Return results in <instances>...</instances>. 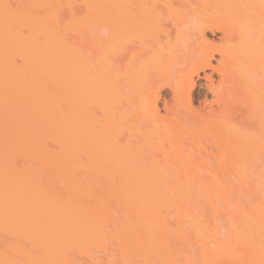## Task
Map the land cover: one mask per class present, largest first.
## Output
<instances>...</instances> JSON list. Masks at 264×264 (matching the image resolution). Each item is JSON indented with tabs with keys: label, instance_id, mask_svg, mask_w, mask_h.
<instances>
[{
	"label": "bare ground",
	"instance_id": "bare-ground-1",
	"mask_svg": "<svg viewBox=\"0 0 264 264\" xmlns=\"http://www.w3.org/2000/svg\"><path fill=\"white\" fill-rule=\"evenodd\" d=\"M0 264H264V0H0Z\"/></svg>",
	"mask_w": 264,
	"mask_h": 264
},
{
	"label": "rangeland",
	"instance_id": "rangeland-1",
	"mask_svg": "<svg viewBox=\"0 0 264 264\" xmlns=\"http://www.w3.org/2000/svg\"><path fill=\"white\" fill-rule=\"evenodd\" d=\"M220 35H219V33H214L212 36L209 34V33H207V38L209 39V40H214L215 42H217V37H219ZM214 58H217V56L216 57H214ZM213 64H214V62H213ZM215 78V77H214ZM198 81V82H197ZM196 82H197V84H199V83H203V80L202 79H198V78H196ZM199 90V89H198ZM204 92V90L203 89H200L199 90V92H198V94H202ZM163 94H165V93H163ZM162 94V95H163ZM220 204H221V206H222V208H224L225 209V213H227V214H230L233 218L235 217L234 216V211H233V209L231 208V206L229 205V206H225V203L223 202V201H221L220 202ZM203 212H204V215H206L207 217H208V219H209V221L211 222L212 221V218H211V214H210V212L207 210V209H203ZM217 222H218V224L220 225V228H221V234L223 235V237H230V231H229V229H228V222H227V220H225L224 218H220V217H218L217 218V220H216ZM170 222L171 223H173L174 222V219L171 217L170 218Z\"/></svg>",
	"mask_w": 264,
	"mask_h": 264
}]
</instances>
